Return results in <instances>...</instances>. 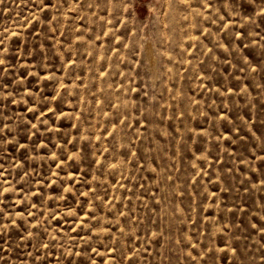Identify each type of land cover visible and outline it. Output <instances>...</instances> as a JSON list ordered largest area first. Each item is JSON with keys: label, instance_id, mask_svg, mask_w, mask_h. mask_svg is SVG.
I'll use <instances>...</instances> for the list:
<instances>
[{"label": "rangeland", "instance_id": "obj_1", "mask_svg": "<svg viewBox=\"0 0 264 264\" xmlns=\"http://www.w3.org/2000/svg\"><path fill=\"white\" fill-rule=\"evenodd\" d=\"M0 264H264V0H0Z\"/></svg>", "mask_w": 264, "mask_h": 264}]
</instances>
